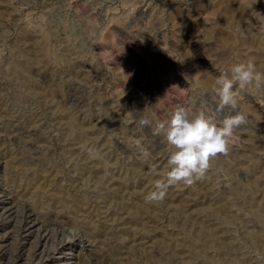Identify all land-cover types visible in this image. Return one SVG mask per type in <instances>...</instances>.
<instances>
[{
    "label": "rangeland",
    "instance_id": "1",
    "mask_svg": "<svg viewBox=\"0 0 264 264\" xmlns=\"http://www.w3.org/2000/svg\"><path fill=\"white\" fill-rule=\"evenodd\" d=\"M247 58L264 70V0H0V264H264V89L241 94L248 122L205 179L145 201L171 151L156 122L188 101L235 114L216 113L211 89ZM36 167L84 203L87 224L70 201L22 193ZM168 241L196 256L177 258Z\"/></svg>",
    "mask_w": 264,
    "mask_h": 264
},
{
    "label": "clouds",
    "instance_id": "2",
    "mask_svg": "<svg viewBox=\"0 0 264 264\" xmlns=\"http://www.w3.org/2000/svg\"><path fill=\"white\" fill-rule=\"evenodd\" d=\"M250 87L264 89V70L258 68L254 59L247 58L221 72L211 89L216 113L230 108L235 114L217 120L207 105L197 107L196 101H188L176 105L168 118L156 122L153 134L162 135L171 151L166 160L168 170L155 180L152 190L145 196L147 203L163 202L168 189L177 184L191 186L205 179L212 161L230 152L237 130L248 122L247 113L237 110V106L241 94ZM137 123L144 129L151 128L153 121L142 116ZM135 143L141 147L143 156L151 155L141 140Z\"/></svg>",
    "mask_w": 264,
    "mask_h": 264
},
{
    "label": "bare ground",
    "instance_id": "3",
    "mask_svg": "<svg viewBox=\"0 0 264 264\" xmlns=\"http://www.w3.org/2000/svg\"><path fill=\"white\" fill-rule=\"evenodd\" d=\"M22 41V40H21ZM16 46V45H15ZM35 53V52H34ZM35 55L38 57V55H40V53L39 52H37V53H35ZM39 58H40V56H39ZM37 66V65H36ZM44 67V66H43ZM42 68V67H41ZM52 68V67H51ZM43 69V68H42ZM52 69H54V68H52ZM35 71H37L36 69H35ZM48 71H49V75L51 76V70L48 68ZM53 71V70H52ZM40 72V71H39ZM54 72V71H53ZM47 73V72H46ZM54 75V74H53ZM18 76V75H17ZM46 76H48V75H46ZM52 77V76H51ZM15 79H16V77H15ZM52 79V78H51ZM59 91V90H58ZM60 93V92H59ZM69 112V111H68ZM7 114V113H6ZM14 114H16V113H14ZM35 114V113H34ZM2 115V114H1ZM31 115V114H30ZM37 115V114H36ZM68 117H71V118H75L74 116H73V113L72 112H69L68 114ZM22 116V115H21ZM20 116V117H21ZM8 117V116H7ZM32 117V116H31ZM37 118V117H36ZM18 119V118H17ZM37 120V119H36ZM24 122V121H23ZM28 122V121H27ZM17 123V122H16ZM2 124V123H1ZM24 125V124H23ZM27 125V124H26ZM11 127V126H10ZM24 127V126H23ZM28 127V126H27ZM14 128V127H13ZM69 128V127H68ZM71 128V127H70ZM12 129V128H11ZM24 129V128H23ZM84 130H83V136H81V138H80V136H79V138L81 139V141L82 140H87V138H89L91 135H90V133L91 132H89V131H87V132H85V130L87 129L86 128V126H84V128H83ZM95 129V128H94ZM32 130V129H31ZM33 131V130H32ZM68 131V130H67ZM70 131V130H69ZM30 132V131H29ZM36 132V131H35ZM73 132V131H72ZM74 133V132H73ZM33 134H34V131H33ZM92 134V133H91ZM70 135H72V134H70ZM80 135H82V132H81V134ZM28 136V135H27ZM69 136V135H68ZM73 136V135H72ZM11 137V136H10ZM32 137V136H31ZM77 137H78V135H77ZM92 137V136H91ZM94 137V136H93ZM75 138H76V136H75ZM80 139H79V141H80ZM69 141H70V143L71 142H75V141H73V140H76V139H73V140H70V139H68ZM78 140V139H77ZM12 141V140H11ZM84 141V142H85ZM2 143V142H1ZM32 143V142H31ZM95 143H96V141H95ZM72 144V143H71ZM74 144V143H73ZM96 145V144H95ZM75 146H76V144H75ZM120 146V145H119ZM67 147V146H66ZM73 147V146H72ZM77 147V146H76ZM38 148V147H37ZM68 148V147H67ZM101 148V147H100ZM41 150V149H40ZM74 151V150H73ZM36 152V151H35ZM71 152H72V150H71ZM74 152H76V151H74ZM99 152V151H98ZM41 153V152H40ZM69 153H70V151H69ZM78 153V152H77ZM101 153V152H100ZM73 154V153H72ZM80 154V153H79ZM76 155V154H75ZM91 155V154H90ZM79 156H81V155H79ZM79 156H77V157H79ZM100 156V155H99ZM71 157V156H70ZM84 157V156H83ZM88 157V156H87ZM90 157V156H89ZM93 158V157H92ZM95 158V157H94ZM113 158V157H112ZM87 159V158H86ZM89 160H90V158H88ZM87 159V160H88ZM37 160V159H36ZM35 161V160H34ZM81 161V160H80ZM83 161V160H82ZM81 161V162H82ZM85 162H86V160H84ZM83 161V162H84ZM106 161V160H105ZM116 162V161H115ZM28 164V163H27ZM87 165V164H86ZM86 165H83L82 167H84V166H86ZM25 166V165H24ZM28 166H29V164H28ZM93 166V165H92ZM95 166H97V165H95ZM99 166V165H98ZM15 167V166H14ZM30 167V166H29ZM81 167V168H82ZM88 167H89V164H88ZM17 168V167H16ZM15 168V169H16ZM27 168V167H26ZM37 168V167H36ZM39 168H40V166H39ZM41 168H45V166L44 167H41ZM47 169V168H46ZM46 169L44 170H42V171H44V172H42L41 173V171H39L40 169H36V170H34V171H31L29 174H28V172H25L24 174H25V176L26 175H30L31 174V179L26 183V182H24V183H26L25 185H21L22 186V193H24V195L26 196L27 195V197H29V198H31L32 199V201H34L33 203H36V204H39V205H43V206H45L46 204H52L53 206H57V207H61V210H62V206L64 205V203H66L67 201H70L71 203V205H70V208H71V210H72V214H74V216L76 217H82V219H80L79 218V220L85 225V223L87 224V222H89L90 220H89V217H90V214H91V211H89V210H87L88 211V213L89 214H84L83 213V211L81 212V210H80V208H82L81 207V205L82 204H84V203H82L81 204V201L79 202V201H73V199H71L69 196H71V195H67L66 194V196L64 195V191H62V192H54V191H51V189H52V185L53 184H55L57 181V174H56V176H55V173H53V171L52 170H47L46 171ZM80 169V168H79ZM83 169H86V168H83ZM90 169H91V167H90ZM24 170V169H23ZM23 170H22V172H20V173H23ZM81 170V169H80ZM159 170V169H158ZM20 171V170H19ZM24 171H26V169L24 170ZM84 171V170H83ZM90 171V170H89ZM105 171V170H104ZM91 172V171H90ZM89 172V173H90ZM93 172V171H92ZM102 172V171H101ZM156 172V171H155ZM159 172H161V171H159ZM76 173V172H75ZM82 173H84V172H82ZM96 173V172H95ZM104 173V172H103ZM164 173V172H163ZM23 174V175H24ZM159 175H161L160 173H158ZM157 174V175H158ZM21 176H22V174H20ZM91 175V174H90ZM99 175H101V174H99ZM104 175H105V173H104ZM112 175V174H111ZM132 175V174H131ZM157 175H155V176H157ZM88 176V175H87ZM11 177H12V175H11ZM24 177V176H23ZM22 177V178H23ZM84 177V176H83ZM94 178V177H93ZM97 178V177H96ZM105 178V177H104ZM103 178V179H104ZM127 178V177H126ZM157 178H159L158 176H157ZM75 179V178H74ZM148 179V178H147ZM151 179V178H150ZM32 180H34V181H32ZM41 180V181H40ZM21 181V180H20ZM23 181V180H22ZM21 181V182H22ZM27 181V180H26ZM80 181V180H79ZM98 181V180H97ZM106 181H108V180H106ZM110 181V180H109ZM154 181V180H153ZM19 182V181H18ZM98 182H100V181H98ZM18 185H19V183H18ZM63 188V187H62ZM18 189V188H17ZM113 191V190H112ZM100 192V191H99ZM109 192V191H108ZM115 192V191H114ZM119 192V191H118ZM20 193V192H19ZM110 193V192H109ZM112 193V192H111ZM76 194V193H75ZM174 194H176V193H174ZM20 195V194H19ZM93 195V194H92ZM110 195V194H109ZM112 195V194H111ZM106 196V195H105ZM104 196V197H105ZM113 196V195H112ZM111 196V197H112ZM168 196H170V194H167L166 195V197H168ZM175 196V198H177V199H179V200H182L181 201V204L182 203H184L186 200H184L183 199V195L182 196H180V195H174ZM173 196V197H174ZM78 197V196H77ZM140 197V196H139ZM93 198V197H92ZM102 198V197H101ZM100 198V199H101ZM107 198H109V197H107ZM113 198V197H112ZM84 199V198H83ZM79 200V199H78ZM104 200V199H103ZM112 199H110V201H111ZM115 200V199H114ZM141 200V199H140ZM166 200V199H165ZM15 201H17V200H15ZM98 201V200H97ZM105 201V200H104ZM121 201H123V200H121ZM120 201V202H121ZM13 202V201H12ZM83 202V201H82ZM103 202V201H102ZM109 202V201H108ZM117 202V201H116ZM16 203V202H15ZM104 203V202H103ZM106 203V202H105ZM104 203V204H105ZM112 203V202H111ZM118 203V202H117ZM179 203H180V201H179ZM17 204V203H16ZM87 204V203H86ZM109 204V203H108ZM138 204V203H137ZM136 204V205H137ZM170 204V203H169ZM132 205V204H131ZM130 205V206H131ZM158 205V204H157ZM168 205V204H167ZM177 205H179V204H177ZM36 206V205H35ZM84 206L85 205H83V208H84ZM108 206V205H107ZM117 206V205H116ZM135 205H132V207H134ZM149 206V205H148ZM181 206V205H180ZM30 207H33V206H30ZM48 207V206H47ZM56 207V208H57ZM86 207V206H85ZM91 207V205L90 206H88V208L89 209H92V208H90ZM129 207V206H128ZM131 207V208H132ZM162 207V206H161ZM37 208V207H36ZM40 208V207H39ZM42 208V207H41ZM114 208H115V206H114ZM164 208V207H163ZM59 209V208H58ZM64 209V208H63ZM86 209H87V207H86ZM116 209V208H115ZM121 209H122V207H121ZM127 209V208H126ZM37 210V209H36ZM48 210V209H47ZM50 210V209H49ZM54 210H55V208H54ZM70 210V211H71ZM94 211H96L95 209H93ZM117 210H119L120 211V209H117ZM146 210V209H145ZM152 210V209H151ZM52 211V210H51ZM137 211V210H136ZM156 211H157V208H156ZM60 212V211H59ZM155 212V211H154ZM16 213V212H15ZM51 213V212H50ZM55 213V212H54ZM95 213V212H94ZM94 213H92V214H94ZM134 213H135V211H134ZM152 213V212H151ZM157 213V212H156ZM155 213V214H156ZM67 214V213H66ZM127 214V213H126ZM125 213H124V215H126ZM133 214V213H132ZM137 214V213H136ZM39 215V214H38ZM48 215V214H47ZM145 215H147V214H145ZM43 216V215H42ZM49 216V215H48ZM97 216V215H96ZM118 216V215H117ZM121 216V215H120ZM119 216V217H120ZM39 217V216H38ZM94 217H95V215H94ZM110 217H111V215H110ZM125 217V216H124ZM53 218V217H52ZM62 218V217H61ZM60 218V219H61ZM51 219V218H50ZM59 219V220H60ZM123 219V218H122ZM151 219V218H150ZM72 220V219H71ZM92 220H94V218L92 219ZM117 220V219H116ZM119 220V219H118ZM134 220V219H133ZM39 222H40V220H38ZM48 221H49V219H48ZM61 221V220H60ZM122 221V220H121ZM110 222V221H109ZM143 222V221H142ZM80 223V222H79ZM140 223V222H139ZM45 224V223H44ZM59 224V223H58ZM82 224V225H83ZM79 225V224H78ZM89 225V224H88ZM134 225V224H133ZM132 225V226H133ZM76 226V225H75ZM74 226V227H75ZM121 226V225H120ZM49 227V226H48ZM80 227V226H79ZM135 227V226H134ZM138 227V226H137ZM87 228V227H86ZM91 228V227H90ZM93 228V227H92ZM104 228H105V226H104ZM140 228V227H139ZM145 228V227H144ZM99 230L100 229H102L101 228V226H100V228H98ZM141 229V228H140ZM143 229V228H142ZM141 229V230H142ZM102 230H104V229H102ZM129 230H131V229H129ZM93 231H95V230H93ZM97 231V230H96ZM105 231V230H104ZM115 231V230H114ZM136 231V230H135ZM135 231H133V232H135ZM88 232H89V230H88ZM100 232H101V230H100ZM141 232V231H140ZM86 233V232H85ZM92 234H93V232H91ZM142 233V232H141ZM49 234V233H48ZM47 234V235H48ZM90 234V233H89ZM97 234V233H96ZM106 234V233H105ZM104 234V235H105ZM51 235V234H50ZM95 235V234H94ZM103 235V236H104ZM133 235H135V234H133ZM142 235V234H141ZM140 235V236H141ZM107 236H109V235H107ZM106 237V236H105ZM99 239V238H98ZM104 239V238H103ZM132 239H134V238H132ZM95 240H96V238H95ZM213 241V240H212ZM211 241V242H212ZM133 242V241H132ZM152 242V241H151ZM169 242V241H168ZM171 242V241H170ZM169 242V243H170ZM205 243H207L206 241H204ZM226 242V241H225ZM228 242V241H227ZM208 243H210V241H208ZM208 243L206 244V245H208ZM126 244V243H125ZM145 244V243H144ZM173 244V245H172ZM187 244V243H186ZM190 244V243H189ZM153 245H155V244H153ZM169 245H172V246H174L175 247V249H176V251L177 252H175V256L177 257V258H187L188 257V259H192V258H194L196 255H194V253H192L195 249H193V244L188 248H186L185 246H181V245H177V243H170ZM210 245V244H209ZM208 245V246H209ZM222 245V244H221ZM231 245V244H230ZM135 246V245H134ZM158 246V245H157ZM162 246V245H161ZM166 246V245H165ZM195 246V245H194ZM198 246V245H197ZM218 246V245H217ZM129 247V246H128ZM185 247V248H184ZM201 247V246H200ZM199 247V248H200ZM202 247H204V246H202ZM221 247V246H220ZM140 248V247H139ZM153 248V247H152ZM195 248V247H194ZM213 248V247H212ZM223 248V247H222ZM228 248V247H227ZM129 249V248H128ZM156 249V248H155ZM174 249V248H173ZM197 249V248H196ZM204 249V248H203ZM225 249V248H224ZM223 249V250H224ZM141 250V249H140ZM187 250V251H186ZM193 250V251H192ZM201 250V249H200ZM226 250V249H225ZM238 250V249H237ZM236 250V251H237ZM138 251V250H137ZM203 251V250H202ZM116 252V251H115ZM186 252H188V253H186ZM227 252H228V250H227ZM47 253V252H46ZM114 253V252H113ZM241 253V252H240ZM117 254V253H116ZM129 254V253H128ZM232 254V253H231ZM34 255V254H33ZM119 255V254H118ZM150 255V254H149ZM200 255V254H199ZM122 256V255H121ZM124 256V255H123ZM127 256V255H126ZM116 257V256H115ZM133 257V256H132ZM228 257V256H227ZM233 257H235V256H233ZM239 257V256H238ZM122 258H125V257H122ZM198 258V257H197ZM240 258V257H239ZM119 259V258H118ZM147 259V258H146ZM230 259H231V257H230ZM101 260V259H100ZM103 260V259H102ZM179 260H181V259H179ZM183 260H186V259H183ZM182 260V261H183ZM111 261H112V259H111ZM115 261H116V259H115ZM119 261V260H118ZM192 261V260H191ZM194 261V260H193ZM195 261H196V259H195ZM253 261V260H252ZM105 262V261H104ZM99 263V262H98ZM109 263V262H108ZM107 263V264H108ZM189 263V262H188ZM264 263V262H263ZM112 264V263H111ZM177 264V263H176ZM199 264V263H198ZM204 264V263H203ZM206 264V263H205ZM232 264V263H231ZM250 264V263H249Z\"/></svg>",
    "mask_w": 264,
    "mask_h": 264
}]
</instances>
